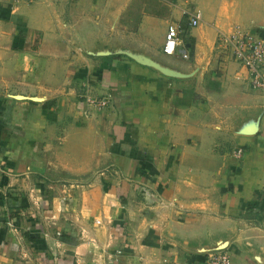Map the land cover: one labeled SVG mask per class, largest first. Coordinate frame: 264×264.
I'll return each mask as SVG.
<instances>
[{
	"label": "crops",
	"instance_id": "1",
	"mask_svg": "<svg viewBox=\"0 0 264 264\" xmlns=\"http://www.w3.org/2000/svg\"><path fill=\"white\" fill-rule=\"evenodd\" d=\"M232 26L264 34V0H0V89L17 91L0 94V264H264V118L240 129L264 93L212 50Z\"/></svg>",
	"mask_w": 264,
	"mask_h": 264
},
{
	"label": "built area",
	"instance_id": "2",
	"mask_svg": "<svg viewBox=\"0 0 264 264\" xmlns=\"http://www.w3.org/2000/svg\"><path fill=\"white\" fill-rule=\"evenodd\" d=\"M15 2H31L32 0H13ZM200 19V13L193 11L188 21L189 27H196ZM217 42H219L224 51L229 53L231 60L239 64L243 68L248 86L252 90H261L264 92V34L258 32L244 33L243 31L233 28L230 33L218 34ZM179 45L178 29L175 25L166 27L161 53L164 56L172 57L177 52ZM183 59L187 58L186 54H182ZM87 106L104 107L107 99H86ZM241 150L234 152L236 157L240 156ZM7 225L9 223L7 222ZM197 264H231L230 258L226 251L218 250L204 254L203 258Z\"/></svg>",
	"mask_w": 264,
	"mask_h": 264
},
{
	"label": "rangeland",
	"instance_id": "3",
	"mask_svg": "<svg viewBox=\"0 0 264 264\" xmlns=\"http://www.w3.org/2000/svg\"><path fill=\"white\" fill-rule=\"evenodd\" d=\"M33 1V0H32ZM25 3H30V2H25ZM232 29H233V26L232 27H229V29L227 30V32L226 33H222V32H218L217 34H216V36H215V39H214V42H213V52H214V54L217 56V54H221V55H227V56H229V53H227V51L225 50L224 51V48H223V46L219 43V42H217L218 40H217V35L220 33V34H228V33H230L231 31H232ZM242 32V31H241ZM244 32V31H243ZM253 32H255V31H252V32H248V31H245L244 33H253ZM226 53V54H225ZM218 56H220V55H218ZM233 61V60H232ZM239 65V64H238ZM245 79H246V75H245ZM2 80H0V82H1ZM7 83H10V81L11 80H5ZM18 82H19V84H21V82L22 81H19V80H14V82H13V84L14 85H17L18 84ZM23 86H27V84H24ZM16 89L15 88H5V90H1L0 89V94H2V93H4V94H6V96H7V100H11V96H15V94H16ZM255 92H257V91H255ZM257 95H260L261 96V94L259 93V92H257ZM96 96H99V95H96ZM96 96H90L89 97V95H78V98H76L77 99V101L78 102H82V103H84L86 106H87V102H86V99H100L99 97H101V96H99V97H96ZM259 97V96H258ZM13 100V99H12ZM80 100V101H79ZM76 101V100H75ZM227 101H228V103H229V105H232V107H234L237 103H239V102H235V100H233L232 99V96L231 95H229L228 94V97H227ZM107 104H108V102H107ZM107 104H106V106H104V107H97V106H90L89 108H91V109H95V111H99V110H102V109H105L106 107H107ZM2 105V102L0 101V106ZM10 105V104H9ZM8 105V107L10 108V106ZM247 116H252V118H250V117H247ZM227 119H226V122H224V123H222V121H219V117H214L213 119H215V120H213L212 121V126L214 125V126H219V125H224V127L226 128V132H229L230 130H233V128L237 125V122H236V119H234L233 117H231V116H227L226 117ZM262 118H264V106H261V104L259 105V107L257 108V110H256V112H254L252 115H250V114H247L243 119H242V123L240 124V125H242V127L240 128L241 130H242V134H247V135H250V134H254V133H256V132H258V127H259V122L261 121V119ZM249 130H253L254 132H249ZM53 153H54V151H53ZM231 155H232V153H231ZM233 155H234V153H233ZM54 159H55V155H53L52 156ZM53 159V160H54ZM101 161H99V163H100ZM105 167V165L101 162V164H99L98 165V171L100 172V171H102V169ZM97 171V170H96ZM97 171V172H98ZM233 173V171H230V174H232ZM56 175H57V177L56 178H54L55 180H52V181H54L55 182V184H58V185H75V184H77V185H86L87 183L85 182V181H76V180H71V179H68V178H70L71 176H69L68 174H64V173H58V172H56ZM62 178H67L68 180H64V179H62ZM5 183V179H2V184H4ZM52 183V182H51ZM153 200H154V203H156L157 205L158 204H163L162 202H161V199H159L158 197H156V198H153ZM95 221V220H94ZM6 222V221H5ZM5 222H3V226H5L6 228H8L9 230L12 228V226H10V223H9V225H7ZM95 224L97 225V222L95 221ZM0 230H1V228H0ZM1 234V233H0ZM242 235H247L246 233H242ZM250 234H248L247 236H249ZM173 247H174V245H173ZM167 253L170 255V254H174V251H172L171 249H170V247L167 249ZM118 256L119 257H123L124 256V254L122 253H120V254H118ZM125 257V256H124ZM51 258H50V256H48V255H42V256H39L38 257V259L34 262V264H39V263H43V262H47V261H49ZM117 264H121L120 262H117ZM123 264V263H122ZM148 264H152V262H148ZM154 264V263H153ZM167 264H174V259H172V260H170V261H168V263Z\"/></svg>",
	"mask_w": 264,
	"mask_h": 264
},
{
	"label": "bare ground",
	"instance_id": "4",
	"mask_svg": "<svg viewBox=\"0 0 264 264\" xmlns=\"http://www.w3.org/2000/svg\"><path fill=\"white\" fill-rule=\"evenodd\" d=\"M254 91H257V90H254ZM258 91H260V92H263V91H261V90H258ZM264 93V92H263ZM242 152V151H241Z\"/></svg>",
	"mask_w": 264,
	"mask_h": 264
},
{
	"label": "water",
	"instance_id": "5",
	"mask_svg": "<svg viewBox=\"0 0 264 264\" xmlns=\"http://www.w3.org/2000/svg\"><path fill=\"white\" fill-rule=\"evenodd\" d=\"M249 132H254L253 130H249Z\"/></svg>",
	"mask_w": 264,
	"mask_h": 264
}]
</instances>
